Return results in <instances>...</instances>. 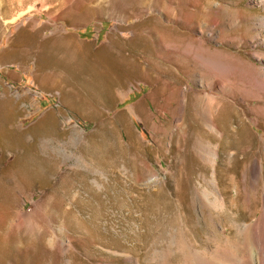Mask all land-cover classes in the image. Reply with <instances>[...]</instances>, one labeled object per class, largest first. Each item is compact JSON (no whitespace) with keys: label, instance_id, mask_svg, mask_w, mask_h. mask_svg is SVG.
I'll list each match as a JSON object with an SVG mask.
<instances>
[{"label":"rangeland","instance_id":"1","mask_svg":"<svg viewBox=\"0 0 264 264\" xmlns=\"http://www.w3.org/2000/svg\"><path fill=\"white\" fill-rule=\"evenodd\" d=\"M43 21L116 37L149 82L130 85L121 123L101 124V164H83L75 151L73 164L60 169L26 168L16 117L0 106V264H186L180 252L166 251L190 245L201 252L197 264H206L209 247L220 251L215 264H235L251 236V214L241 185L225 196L235 205H216L215 170L227 169L234 151L236 160L244 157L237 133L243 125L256 141L264 136L263 3L0 0V46L23 24ZM233 60L252 67L225 74L237 81L238 99L214 111L221 133L202 135L187 104L202 107L205 96L234 92L202 63ZM192 62L195 71L180 67ZM256 189L264 204V189ZM220 232L232 240L219 239Z\"/></svg>","mask_w":264,"mask_h":264},{"label":"crops","instance_id":"2","mask_svg":"<svg viewBox=\"0 0 264 264\" xmlns=\"http://www.w3.org/2000/svg\"><path fill=\"white\" fill-rule=\"evenodd\" d=\"M89 29L31 22L0 46V106L16 117L26 168L60 169L75 151L101 164V124L121 123L130 85L149 82L116 37Z\"/></svg>","mask_w":264,"mask_h":264},{"label":"bare ground","instance_id":"3","mask_svg":"<svg viewBox=\"0 0 264 264\" xmlns=\"http://www.w3.org/2000/svg\"><path fill=\"white\" fill-rule=\"evenodd\" d=\"M253 2L258 3V4L263 3V8H264V0H253ZM195 64L197 63L192 62V63H187L180 67H182V69L184 71H187L188 73V71H195L196 69ZM202 66L206 68H210V69L211 68L216 69V71L220 73L219 74L220 76L216 78L217 83L222 84L225 90L226 88H229V89H232L234 92L228 93L227 95L220 93L217 95V99H214L216 97L212 98V96H205L204 97L205 101H203L202 107L199 104V102L192 103L194 107H192L190 103H188L186 108L188 110L190 109L189 119H192L196 123V127L198 128V130L200 131L202 135L209 134L208 129L212 133H214L215 131H218L219 133H221L215 124L216 115L214 111L216 110V113L218 112V114H220L225 109V107L228 108L231 101L238 99V96H236V93L240 88L237 84V81L234 82V79L232 80V78L229 79L228 77L235 75L234 71L238 70L240 66H245V68H247V66L249 67L250 64L249 62H244L243 64L239 60L238 61L233 60V63H228V64H225L223 62L219 63V62H214V61H211V62L203 61ZM190 73L191 72H189V74ZM225 74L229 76L227 77L225 76ZM212 86L214 88L215 84H213ZM241 91L246 92L245 89ZM177 94H178L177 90H172V97H176ZM185 94L187 95V93H184V95ZM200 100H202V98ZM233 102L235 103V101ZM184 103H186V101ZM180 108H183L184 110H186L182 101H180ZM255 122L257 123L258 126H260L261 122L259 121V119L258 120L255 119ZM180 128L184 129V132L187 133L186 126L181 125ZM237 133H238V139L240 140V143H242V145L244 146L243 150H241V154L244 157L236 160L235 156H238L240 154L234 151V153L229 154L230 159H231V165L220 173L217 172V169L215 170V182H216L215 188L217 189V192H218V196L216 198L217 201L216 200L215 201H216V205L220 209L222 208L224 209L227 203L235 205L236 202H238V200H233L230 198H229L230 200H228L225 196L227 192H231V189L233 186L241 185L240 195L241 196L245 195L247 197V199L243 202V204L242 203L241 204L246 209H249L250 213L249 212L248 213L251 214L250 216H248L249 220L246 219V222L247 220L249 222L245 224V230L249 228L252 231H251V236L249 237L250 239H245L246 241L243 242L245 245V248H244L245 252H243V256L241 255L242 258L237 259L236 260L237 262L235 264H264V204L260 203V200H257L259 199V195H261V191H259V189H256V187H260V190L264 189V186H262L264 185V136H261L260 140L256 141L252 137L250 131L247 129V127H244V125L242 126V130L238 131ZM254 151L256 152L254 153ZM214 157L215 158L219 157L218 151L214 152ZM211 182H214V181H211ZM257 215H259V217L256 219ZM238 229H240V227ZM218 236H219V239L221 240L223 239L228 240V241L232 240V237L229 238V236L226 235V233L224 232H220ZM239 242L240 241H238L237 244ZM190 246L189 247L187 246V248L180 247L179 250H176V251L175 249H173L174 247H172L170 248V250L166 251V254L168 255L167 257H169L172 253H175V252L177 253L178 251L186 257V260H187L186 262L188 264H197L196 260L198 259H196V257L201 252H198V250H195L194 248ZM212 248L211 247L206 248V253L203 254L205 255L206 264H215L214 260L216 258V254L218 252L220 253L218 249H217L218 252L216 253V251L213 250Z\"/></svg>","mask_w":264,"mask_h":264}]
</instances>
